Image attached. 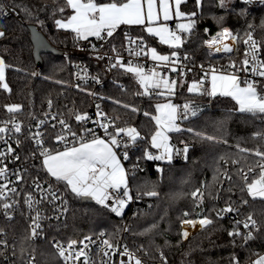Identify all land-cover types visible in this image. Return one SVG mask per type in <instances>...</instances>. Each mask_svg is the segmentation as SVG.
I'll return each mask as SVG.
<instances>
[{"label": "trees", "instance_id": "trees-1", "mask_svg": "<svg viewBox=\"0 0 264 264\" xmlns=\"http://www.w3.org/2000/svg\"><path fill=\"white\" fill-rule=\"evenodd\" d=\"M225 2L228 4L226 9L219 7V0H202L199 7L196 0H186L181 5L183 13L196 12L197 16L193 18L196 23L191 33L183 34V45L176 49L178 53L190 57L191 69L184 78H174L178 80V86L171 101L177 105L188 101L202 103L205 108L196 116L180 121L182 130L170 133L174 149L172 159L158 162L145 157L146 151L152 154L156 152L150 146L155 126L143 112L155 114L154 105L164 102L163 98L137 95L143 90L132 74L123 69L104 72L103 67L91 57L76 53L74 33L55 25L56 19L71 15L70 9L65 13L56 11L63 6L64 0H0V13L1 6L6 4L19 15V19L0 16V31L5 33L0 38V57L10 66L6 67L5 76L11 90L8 92L0 88V117L30 120L49 109L48 101L51 100V109L61 111L71 122H76L72 114L86 113L90 109V98L85 91L73 86V64L86 58L104 75L106 83L103 94L109 98L104 99L106 111L117 120V126L134 127L143 137L138 139L137 148L129 150L128 159H121L128 173L130 193L136 202L128 203L123 215L118 217L97 203L83 205L81 198L66 191L63 184H57L68 201L69 214L63 221L48 227L43 241L32 243L27 238L29 232L24 229L13 231L12 237H18L17 245L20 251L23 247L21 253L24 257L33 254L36 264H61L52 245L54 239L68 242L101 231H106L114 241H122L136 248L142 246L150 259H156L159 250H162L166 259L175 264H250L264 252V201L253 200L246 192H241L243 181L238 173V169L247 171L249 165L259 160L248 153H240L239 148L264 151V140L256 135L264 133V119L236 111L238 106L231 97H212L187 91L193 81H200L204 75L199 68L201 63H240L244 58L243 40L247 38V32L258 36L264 45V7L248 12L240 0ZM29 24H36L50 44L65 52V56L42 54L43 68L38 69ZM131 29L135 35L144 38L147 46L156 47L157 51L169 55L173 50L161 45L143 29ZM224 30L240 38L239 49L232 55L216 53L205 47L206 42ZM124 33L125 27H122L114 37L122 40ZM112 99L136 106L142 112L133 113L112 103ZM10 105H20L21 110L11 114L6 110V106ZM188 128L214 139L196 137L185 131ZM185 145L188 146L187 153L182 151ZM175 149L181 151L177 153ZM35 151L30 146L26 148L34 173L44 175L41 159L33 155ZM233 160L238 163L233 164ZM217 169L219 181H214ZM225 172L232 176L231 184L224 178ZM229 187L231 191H228ZM198 189L203 193L202 202L192 197V193ZM149 190L156 191L158 195H142ZM242 200L248 203L242 204ZM229 202L239 211L227 216L223 214V218H219L217 212ZM199 214L209 217L213 223L184 239L181 235L182 221L197 219ZM248 215L259 226L253 231V238L245 242L240 236H230L229 232L236 228L231 218L243 220ZM153 224L157 225L153 231L140 234Z\"/></svg>", "mask_w": 264, "mask_h": 264}, {"label": "snow or ice", "instance_id": "snow-or-ice-1", "mask_svg": "<svg viewBox=\"0 0 264 264\" xmlns=\"http://www.w3.org/2000/svg\"><path fill=\"white\" fill-rule=\"evenodd\" d=\"M183 2L184 0H174V3L172 0H110V2L99 3L98 0H64L63 6L56 9L59 13H65L68 9L72 10V15L56 19L55 25L60 29L71 30L76 41H88L89 37L104 41L113 37L114 31L121 25H142L148 34L159 38L160 44L168 45L173 49L170 55L160 54L156 47L147 46L143 37L132 38L126 35V45L124 47L129 57L126 62L115 46L112 48L114 55L107 57L97 55V59H108L110 69H123L124 72L132 74L138 85L143 89L137 95L163 98L164 102H157L154 105L155 114L148 111L143 112V115L154 122L155 126V130L151 134L150 146L160 150V155H153L151 152L146 151L145 157L148 160H171L174 149L169 143L168 133L180 132L182 129L177 126L178 121L194 117L201 110L198 105L191 101L185 102L183 105L172 103L171 97L175 95L178 80L170 79L158 71L159 68L164 67L170 68L171 72H177V62L180 57L176 49L180 48L184 42L181 34H190L195 26L196 21L193 18L197 16V13H183L180 10V5ZM246 2L250 3L251 0H246ZM201 3L202 0H196L197 7ZM219 7L226 9L228 4L225 0H219ZM173 16L186 18L189 22L180 23L177 25V30H172L168 26V21L173 19ZM249 27L251 28V25ZM4 36L5 33L0 31V38ZM246 37L243 40L246 46L244 58L239 65L235 61H231L225 68L219 70L214 66H210L205 72V76L200 81H193L188 86L187 91L190 94L231 97L238 106L235 109L236 111L264 119V86H262L261 81L255 79L264 77V59H261V50L264 45L256 41L250 31L246 33ZM227 38H231L234 42H239L240 39L238 35H233L228 30H224L208 42V47L210 49L214 48L216 53L233 54L236 49L224 43ZM92 49L96 51L95 45H92ZM145 58L155 62L153 67L148 68L147 71L145 70L146 64L140 63ZM184 59H188V57H184ZM6 67L10 66L6 65L4 59L0 57V88L10 92L9 85L5 82ZM77 68L78 80L87 82L88 79H91L99 82L97 77H90L87 68L80 65H77ZM201 70L204 71L203 65ZM241 72L245 74L244 79H241ZM35 74L33 73V75ZM183 75L184 73L181 71L179 77L182 79ZM209 75L210 87H205V80ZM76 87L86 91L79 84ZM88 94L96 96L94 92H88ZM101 99L109 98L101 97ZM111 102L133 113L142 111L136 106L123 103L120 100L112 99ZM48 105L51 109V100L48 101ZM96 109L98 119L92 121V123L103 130L105 134L103 138L97 135L95 128L84 127L80 133L75 132L65 119L58 118L62 114H57L53 115L52 119L57 121L60 131L55 134L53 139L55 143L63 145L62 149H57L55 145L52 148L47 147L46 133L43 131L30 132L29 139L37 147L41 158V168L51 178H54L56 184H63L66 191L78 198L95 200L98 205L119 217L123 215L124 209L133 197L128 188V173L121 164L118 149L129 147V143L124 137H128L132 143H135L138 138L143 139V137L134 127H115L114 119H110L99 104L96 105ZM6 110L11 114H16L21 110V106H6ZM49 114L45 113V117L47 118ZM72 115L78 122L87 123L91 119L87 113H73ZM46 124L47 119L40 120L37 128ZM56 126L55 124L52 125L53 129ZM109 127L113 128L112 132H109ZM185 131L201 139H214L192 128L185 129ZM21 132V125L15 119L6 121L3 126H0V142L5 145V148L0 150V209L3 210L5 217L9 220L13 218L11 212L19 206V202L15 199L19 192L15 186H10V183H12L10 177H16L15 183H20L24 179V174L19 170L13 172L8 169L7 163L20 159L19 155L14 154L15 149L12 148L9 141L12 136ZM256 135L259 139L264 140V133H257ZM15 142L17 146L21 143L18 138ZM175 151L179 153L181 150L175 149ZM182 151L187 153L188 146L185 145ZM239 152L248 153L259 158L257 163L247 167V171L243 168L238 169L240 178L243 181L241 192H246L248 197L253 200L260 199L264 201V151L259 148L254 151L239 148ZM35 154L34 152L33 155ZM123 158L128 159L127 151L123 153ZM232 162L233 164L238 163L236 160ZM223 175L231 184L232 176L226 172ZM219 176V169H217V175L213 177L214 181H219ZM33 183L34 188L39 191L41 199L36 200L32 193L24 198L31 219L28 239H35L43 232L42 217L38 205L44 203L45 200L53 205L56 201H60L61 206L54 207V211L61 213L67 211V201L53 188L52 184H49L48 188L45 189L39 180H34ZM228 191H231V187ZM9 193L12 195H9ZM142 195L157 196L158 193L149 190L143 192ZM192 197L202 202L203 193L198 189L192 193ZM241 203L247 204L248 201L242 200ZM238 211L239 209L234 208L229 202L217 212V216L223 218L225 213ZM33 212H35V215H32ZM185 215L187 216L188 213H185ZM182 223L191 227H195L199 223L204 228L211 225L213 221L209 217L203 216L198 221L185 219ZM241 223L247 230L246 233L242 234L239 231ZM235 224L237 228L229 232V235L233 237L240 236L245 242L253 238V231L259 227L257 221L251 215H248L243 221H235ZM156 227L157 225L153 224L140 234L145 235ZM0 235H3L2 231H0ZM104 235V233H101V236ZM181 235L183 238H187L189 233L184 230ZM91 243H93L92 238L85 236L80 241L70 240L66 245L54 241L53 246L63 264H79L81 259L83 264H97L89 255V244ZM0 246L6 248L7 241L0 240ZM139 250H143L142 246ZM23 251L24 249L21 247V252ZM100 252L102 253V259L99 264H114L112 257L117 253L120 257L127 258L121 259L120 264H142V260L126 245L121 249V245L114 242L111 237L101 241ZM33 260H30L28 264H33ZM164 264H166V260ZM251 264H264V255H259L256 260L251 261Z\"/></svg>", "mask_w": 264, "mask_h": 264}, {"label": "built area", "instance_id": "built-area-1", "mask_svg": "<svg viewBox=\"0 0 264 264\" xmlns=\"http://www.w3.org/2000/svg\"><path fill=\"white\" fill-rule=\"evenodd\" d=\"M240 2L242 3L244 10L248 11V12H251L255 9L264 7V2H262V0H251L250 3L246 2V0H240ZM0 16L1 17H7V18L19 19V15L17 14V12L12 10L11 7L9 5H6V4H3L1 6ZM115 34L116 33H114L113 37L108 38L107 40H104V41L97 40L95 37H89L88 41H83V40L76 41L75 40V52L79 53L81 55L87 56V57H91L93 60L98 62L103 67L104 72L111 73L113 71V69H110L108 67V64H109L108 59L107 58L97 59V55L105 56V57L112 56V55H114V53L112 52V48H113V46H115L117 51L120 52V54L124 57L125 62H126L127 59H129L128 54L125 51V47H124V45H126V41H125L126 35L131 36L132 38L139 37L133 33L131 27H125V33H124V37L122 40L114 37ZM253 38L256 41L261 42V39L254 34H253ZM208 42L206 43L205 47L210 49L208 47ZM261 44H262V42H261ZM92 45H95L96 51H94L92 49ZM234 49H236V51L234 52V53H236L239 49V42H236ZM245 49H246V46L244 44V53H245ZM211 50L215 51L214 48H211ZM178 55H179L180 59L177 62V72H171L170 68H164V67L159 68L158 71H160L162 74L168 76L170 79L180 78L179 73L181 71H183V73H184L183 78H184L186 73L189 71V69H191L190 57L188 55H185L182 53H178ZM228 55H232V54H228ZM184 57H188V59H184ZM261 59H264V48L263 47L261 50ZM140 63L146 64L145 70L147 71L148 68L153 67L155 62H152L149 58H145V59H142L140 61ZM228 64L229 63H220V64L211 63V62L201 63L199 65V68L201 69L202 65L204 68V75H202L201 79L205 76V72L209 69L210 66H214L216 69L219 70V69L225 68ZM77 65H80V66L87 68L90 77H92V76L97 77L99 82H95L91 79H88L87 82H85L84 80H78L77 79V72H78ZM237 65H239V63H237ZM73 69H74V77H73V83H72L73 86L75 88H77L76 85L79 84L81 86V88L86 89L85 92L87 94H88V92L96 93V96H92V95L88 94V96L90 98V109L86 113L88 114V116L91 119L87 123L78 122V121L71 122L66 115H64L61 111L56 110V109H47L41 115L34 117L30 120H22V119L17 118V117H13V118L0 117V126H3L4 122L10 121L12 119H15L16 122H18L21 125L22 132L17 133L14 136H12L11 140L9 141L12 148L15 149L14 154L19 155L20 159L14 161V162H10V163L6 162V163H7L8 169H10L11 171L15 172V171L19 170L21 173L24 174V179L20 183H15V181H16L15 176L10 177V181L12 182V183H10V186H15L19 192V195L15 197V199L19 202V206L15 211L11 212V215L13 218L11 220L7 219L4 215L3 210L0 209V231L3 232V235H0V240H6L7 241V247L6 248L0 246V264H28V262L30 260H33V258H34L33 264H36L35 256L33 254H29L28 256L24 257L22 255L21 251L19 250L18 245H17L18 237L17 236H15L14 238L12 237L13 231L14 232H20L23 229L26 232H29V234H30L29 225L31 223V219L29 216L27 205L24 202V198L29 193H32L36 200L41 199V197L39 195V191L34 188V183H33L34 180H39L40 184L45 189L48 188L49 184H52L53 188L55 190H57L59 192V194L62 195L63 199H65L67 201V199H66L65 195L63 194V192L61 191L60 187H58V185L55 183L54 178H51L48 174L43 175L41 173L40 174L34 173V171H33L34 168L31 165L32 160L28 157V155L26 153V148H29V146L34 148L36 150L35 151L36 154L34 156H37L39 158H40V156L38 154L37 147H36L35 143L31 139H29L30 132H32V133H34L36 131L45 132L46 133L45 139L47 141V147L52 148L53 145H55V147L57 149H62L63 145L55 143V141L53 139L55 134L60 131V128H59L57 121L52 119L53 115L62 114V116H60L58 118L65 119L75 132L80 133L82 128H84V127L89 128V129L95 128L97 135H99L100 137L103 138L105 135L103 130L98 128L94 123H92V121L98 119V117L96 115V113H97L96 105L97 104H99L101 106V109L103 110V112L106 113L110 119H114L115 127L123 128L122 126H117V120L111 114H109L106 111V109L104 107V99H101V97L105 98V96L103 94V90H104L106 82H105L103 73L98 71L96 69L94 63L92 61L86 59V58H81L78 61L74 62ZM240 76H241V79L245 78V74L243 72L240 73ZM255 79H258L259 81H261L262 86H264V77L255 78ZM122 86H124V85L122 84ZM204 86L205 87L208 86L207 79L205 80ZM77 89H80V88H77ZM45 113H50L47 116V118L45 117ZM44 119H47V124L37 128L38 122L40 120H44ZM54 124L57 125L55 129H53V127H52V125H54ZM112 131H113V128L109 127V132H112ZM17 138L21 141L19 146H17V144L15 142ZM124 139L129 143V147L127 149H124V148L118 149V154L120 156V159H124L123 153L125 151H127V155H128L129 150H132V149H135L138 147L137 141L139 138L136 140L135 143H132L128 137H124ZM4 148H5V145L3 144V142H0V150H2ZM25 170H26V172H25ZM45 173H46V171H45ZM9 195H12V194L9 193ZM9 202H11V201H9ZM130 202L132 204H134L136 201L132 199L131 201H129V203ZM60 206H61L60 201H56L55 205H53V204L48 203L46 200L44 203L38 205V208H39V211H40V214L42 217L41 223H42L43 232L39 237H37L35 239H30L32 243L43 241L46 238V233H47L48 227L50 225L59 223V222H61L67 218V216L69 214L68 201H67V205H66V207H67L66 212L61 213L59 211H54V207L58 208ZM228 214L229 213H225L224 215L227 216ZM32 215H35V212H33ZM238 220L243 221L244 219L241 220V219H238L235 217L231 218V221L236 228H237V225L235 224V221H238ZM239 231L241 233L247 232V230L243 227L242 223L239 225ZM182 232H183V225H182ZM101 233H104L105 235L101 236ZM90 237L92 238L93 243L89 244V255H90L92 260L96 261L97 264H99L100 260L102 259V253L100 252L101 241L103 239L109 238V236L106 233V231H101L98 234L92 235ZM83 239L84 238L79 239L77 241H80ZM184 239H187V238H184ZM54 241H59L65 245L67 244V241L54 239L52 241V245H53ZM114 242H118L121 245V249L123 248V246L126 245L129 250L134 252L142 260V264H164L165 260H166V264H175V263H172L166 259L162 250H159L156 259H150L148 257V253L143 251V250L140 251L139 250L140 248L130 246V245H128L122 241H114ZM54 249H55V247H54ZM55 251H56V249H55ZM162 256H163V259H162ZM121 259H127V258L126 257H123V258L120 257L118 253L112 257L114 264H120ZM60 260H61V258H60ZM61 264H63L62 260H61ZM79 264H83L82 259L79 262Z\"/></svg>", "mask_w": 264, "mask_h": 264}, {"label": "water", "instance_id": "water-1", "mask_svg": "<svg viewBox=\"0 0 264 264\" xmlns=\"http://www.w3.org/2000/svg\"><path fill=\"white\" fill-rule=\"evenodd\" d=\"M28 29L30 31V38L33 45V56L38 69L41 70L43 68L42 54H53L58 57L65 56V52L56 49L50 44L45 34L40 31L39 27L36 24H29ZM81 201L83 205L96 203L91 198H81Z\"/></svg>", "mask_w": 264, "mask_h": 264}, {"label": "crops", "instance_id": "crops-1", "mask_svg": "<svg viewBox=\"0 0 264 264\" xmlns=\"http://www.w3.org/2000/svg\"><path fill=\"white\" fill-rule=\"evenodd\" d=\"M186 0H184V2H185ZM183 2V3H184ZM182 3V4H183ZM181 4V5H182ZM181 5H180V10H181ZM73 13H72V10H71V15H72ZM183 19V18H182ZM185 19V18H184ZM177 20H179V19H177L175 16H173V19H171L170 21H168V24H173L174 22H176ZM170 25V26H171ZM169 26V25H168ZM122 27H132V28H140V29H143L144 31H145V29H144V26H142V25H121L118 29H116L115 31H114V33H116L120 28H122ZM60 29V28H59ZM61 30H64V31H70L71 32V30H66V29H61ZM146 32V31H145ZM147 33V32H146ZM148 34V33H147ZM150 36H152L151 34H149ZM152 37H154L155 39H157V41L159 42V38L158 37H155V36H152ZM183 37V36H182ZM161 45H164V44H161ZM183 45V44H182ZM164 46H166V47H169L168 45H164ZM182 47V46H181ZM180 47V48H181ZM232 47H234V45L232 46ZM170 48V47H169ZM207 84H208V86L207 87H210V75L208 76V78H207ZM172 102V101H171ZM172 103H174V102H172ZM174 104H176V103H174ZM195 105H198L199 106V108L202 110V109H204L205 108V105L204 104H202V103H194ZM200 110V111H201ZM199 111V112H200ZM177 126L180 128V121H178V123H177ZM168 135H169V139H170V133H168ZM95 201V200H94ZM203 229V228H202ZM193 235V234H192ZM190 237V236H189ZM260 255H264V252L262 253V254H260ZM258 258V257H257ZM256 258V259H257ZM256 259H254V260H256ZM253 260V261H254ZM251 264V263H250Z\"/></svg>", "mask_w": 264, "mask_h": 264}, {"label": "rangeland", "instance_id": "rangeland-1", "mask_svg": "<svg viewBox=\"0 0 264 264\" xmlns=\"http://www.w3.org/2000/svg\"><path fill=\"white\" fill-rule=\"evenodd\" d=\"M172 2L174 3V0H172ZM177 19H179V20H177L176 22H174L172 25L171 24H168L169 25V27H170V29H172V30H177V25L178 24H180V23H188L189 21L185 18H177ZM171 25V26H170ZM183 34L184 33H182L181 35L183 36ZM234 35V34H233ZM207 43V42H206ZM235 43V42H234ZM234 43H233V45H234ZM158 53H160V54H164V55H169V54H165V53H161V52H159L158 51ZM5 72H6V70H5ZM5 82H6V76H5ZM7 83V82H6ZM143 90V89H142ZM169 136V135H168ZM169 143H170V145H171V142H170V139H169ZM155 149V148H154ZM156 150V152H155V154L154 155H160V150H157V149H155ZM171 159H172V157H171ZM120 161H121V164L123 165V163H122V160L120 159ZM158 162L159 161H170V160H167V159H165V160H157ZM123 167H124V165H123ZM125 168V167H124ZM127 183H128V178H127ZM129 188V187H128ZM131 194V193H130ZM126 209V208H125ZM125 209H124V211H125ZM199 218H202L201 217V215L199 214L198 215V218L197 219H199ZM197 219H194V220H197ZM182 225H183V223H182ZM198 231V230H197ZM188 238V237H187Z\"/></svg>", "mask_w": 264, "mask_h": 264}, {"label": "bare ground", "instance_id": "bare-ground-1", "mask_svg": "<svg viewBox=\"0 0 264 264\" xmlns=\"http://www.w3.org/2000/svg\"><path fill=\"white\" fill-rule=\"evenodd\" d=\"M224 43H226V44H228L229 46L232 47L234 41H233L231 38H227V39L224 40ZM235 44H236V42L234 43V47H233V48H235ZM199 219H200V218H199ZM199 219H197V221H198ZM200 229H202V227L200 226L199 223H197V224L195 225V227H191V226H189V225H184V224H183V231H184V230H187L188 233H189L188 238H189V236L191 237L192 234H194L197 230H200ZM188 238H187V239H188Z\"/></svg>", "mask_w": 264, "mask_h": 264}]
</instances>
